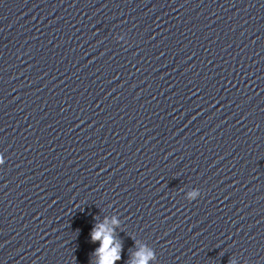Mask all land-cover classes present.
Here are the masks:
<instances>
[{
    "label": "clouds",
    "instance_id": "obj_1",
    "mask_svg": "<svg viewBox=\"0 0 264 264\" xmlns=\"http://www.w3.org/2000/svg\"><path fill=\"white\" fill-rule=\"evenodd\" d=\"M4 163V158L0 155V165ZM107 218L105 223L96 224L91 231V239L93 242L99 241L100 246L95 250L94 255L99 257L96 264H114L115 261L122 259V244L116 240L113 235L114 229L106 227ZM117 220L113 219L112 224L116 225ZM151 253L144 255L140 252L134 254V257L139 259H131L127 264H148V260L151 258Z\"/></svg>",
    "mask_w": 264,
    "mask_h": 264
}]
</instances>
